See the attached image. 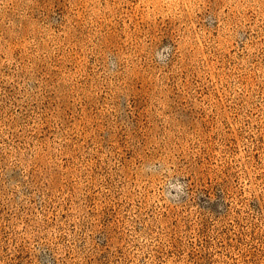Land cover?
<instances>
[{
	"label": "rangeland",
	"instance_id": "374dc122",
	"mask_svg": "<svg viewBox=\"0 0 264 264\" xmlns=\"http://www.w3.org/2000/svg\"><path fill=\"white\" fill-rule=\"evenodd\" d=\"M0 264H264V0H0Z\"/></svg>",
	"mask_w": 264,
	"mask_h": 264
},
{
	"label": "clouds",
	"instance_id": "9594fccd",
	"mask_svg": "<svg viewBox=\"0 0 264 264\" xmlns=\"http://www.w3.org/2000/svg\"><path fill=\"white\" fill-rule=\"evenodd\" d=\"M158 58H159V57H158ZM171 187H172V188H175V189H177L178 191H181V192H182L184 186L180 183L179 180H177L175 184L171 185Z\"/></svg>",
	"mask_w": 264,
	"mask_h": 264
}]
</instances>
